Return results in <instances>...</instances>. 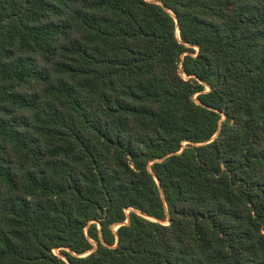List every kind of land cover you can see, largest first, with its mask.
<instances>
[{
	"label": "trees",
	"instance_id": "obj_1",
	"mask_svg": "<svg viewBox=\"0 0 264 264\" xmlns=\"http://www.w3.org/2000/svg\"><path fill=\"white\" fill-rule=\"evenodd\" d=\"M0 264H264V0H0Z\"/></svg>",
	"mask_w": 264,
	"mask_h": 264
},
{
	"label": "rangeland",
	"instance_id": "obj_2",
	"mask_svg": "<svg viewBox=\"0 0 264 264\" xmlns=\"http://www.w3.org/2000/svg\"><path fill=\"white\" fill-rule=\"evenodd\" d=\"M118 228V226L115 228V230Z\"/></svg>",
	"mask_w": 264,
	"mask_h": 264
},
{
	"label": "water",
	"instance_id": "obj_3",
	"mask_svg": "<svg viewBox=\"0 0 264 264\" xmlns=\"http://www.w3.org/2000/svg\"><path fill=\"white\" fill-rule=\"evenodd\" d=\"M128 222H129V220L126 223H128Z\"/></svg>",
	"mask_w": 264,
	"mask_h": 264
}]
</instances>
